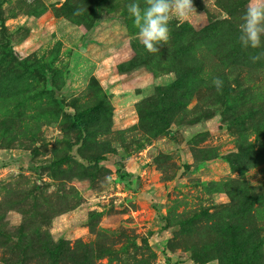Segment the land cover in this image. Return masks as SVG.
<instances>
[{
    "label": "rangeland",
    "instance_id": "rangeland-1",
    "mask_svg": "<svg viewBox=\"0 0 264 264\" xmlns=\"http://www.w3.org/2000/svg\"><path fill=\"white\" fill-rule=\"evenodd\" d=\"M132 2L0 0V264H264L248 0H193L155 54Z\"/></svg>",
    "mask_w": 264,
    "mask_h": 264
},
{
    "label": "clouds",
    "instance_id": "clouds-1",
    "mask_svg": "<svg viewBox=\"0 0 264 264\" xmlns=\"http://www.w3.org/2000/svg\"><path fill=\"white\" fill-rule=\"evenodd\" d=\"M127 12L139 29L138 39L149 53H158L159 46L170 39L169 23L172 18L187 20L196 13L193 0H144L127 5ZM264 0H248L242 23L239 25L238 41L243 49L264 48ZM252 63L264 59V51L249 57ZM215 90L220 93L224 81L212 80ZM110 179V178H107Z\"/></svg>",
    "mask_w": 264,
    "mask_h": 264
},
{
    "label": "water",
    "instance_id": "water-1",
    "mask_svg": "<svg viewBox=\"0 0 264 264\" xmlns=\"http://www.w3.org/2000/svg\"><path fill=\"white\" fill-rule=\"evenodd\" d=\"M69 90V82H67L64 90H59L57 87L52 85V76L50 74L46 75L45 79V91L53 93L56 99L63 97Z\"/></svg>",
    "mask_w": 264,
    "mask_h": 264
}]
</instances>
